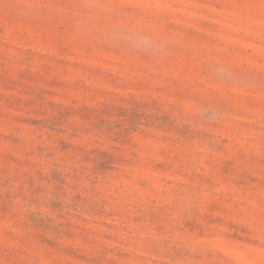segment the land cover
Masks as SVG:
<instances>
[{
    "label": "rangeland",
    "instance_id": "rangeland-1",
    "mask_svg": "<svg viewBox=\"0 0 264 264\" xmlns=\"http://www.w3.org/2000/svg\"><path fill=\"white\" fill-rule=\"evenodd\" d=\"M0 264H264V0H0Z\"/></svg>",
    "mask_w": 264,
    "mask_h": 264
}]
</instances>
